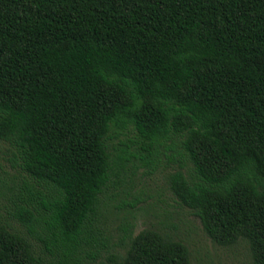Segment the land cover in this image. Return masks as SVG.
<instances>
[{
    "label": "trees",
    "instance_id": "1",
    "mask_svg": "<svg viewBox=\"0 0 264 264\" xmlns=\"http://www.w3.org/2000/svg\"><path fill=\"white\" fill-rule=\"evenodd\" d=\"M128 127L144 163L170 152L168 190L204 234L264 264V0H0V264H189L150 229L99 253Z\"/></svg>",
    "mask_w": 264,
    "mask_h": 264
},
{
    "label": "rangeland",
    "instance_id": "2",
    "mask_svg": "<svg viewBox=\"0 0 264 264\" xmlns=\"http://www.w3.org/2000/svg\"><path fill=\"white\" fill-rule=\"evenodd\" d=\"M110 142L116 148L125 145L131 156L117 185L108 190L93 229L101 256L104 252L123 253L128 242L126 235L132 238L140 231L150 229L184 244L189 264H251L247 241L240 239L230 246L213 243L202 231L199 220L172 196L167 177L178 165L168 160L169 151L160 150L150 157V164L144 163L140 157L145 152L130 127L116 130ZM11 166L10 156L0 144L1 182L9 183L14 174ZM183 172L186 175L187 168ZM133 202L136 204L131 208L129 204ZM9 206L10 203L0 196V219L9 221L6 212ZM126 227L127 232L124 231ZM101 242L104 247L99 245ZM94 261L84 258L81 263L93 264Z\"/></svg>",
    "mask_w": 264,
    "mask_h": 264
}]
</instances>
